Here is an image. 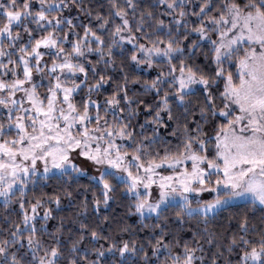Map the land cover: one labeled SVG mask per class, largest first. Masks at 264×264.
Returning a JSON list of instances; mask_svg holds the SVG:
<instances>
[{"label": "snow or ice", "instance_id": "snow-or-ice-1", "mask_svg": "<svg viewBox=\"0 0 264 264\" xmlns=\"http://www.w3.org/2000/svg\"><path fill=\"white\" fill-rule=\"evenodd\" d=\"M0 264H264V0H0Z\"/></svg>", "mask_w": 264, "mask_h": 264}]
</instances>
